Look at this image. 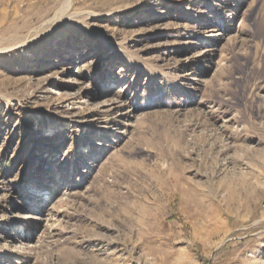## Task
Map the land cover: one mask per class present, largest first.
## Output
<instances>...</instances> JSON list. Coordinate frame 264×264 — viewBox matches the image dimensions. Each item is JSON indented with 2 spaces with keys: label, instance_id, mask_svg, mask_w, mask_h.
I'll use <instances>...</instances> for the list:
<instances>
[{
  "label": "rangeland",
  "instance_id": "rangeland-1",
  "mask_svg": "<svg viewBox=\"0 0 264 264\" xmlns=\"http://www.w3.org/2000/svg\"><path fill=\"white\" fill-rule=\"evenodd\" d=\"M0 264H264V0H0Z\"/></svg>",
  "mask_w": 264,
  "mask_h": 264
},
{
  "label": "bare ground",
  "instance_id": "bare-ground-1",
  "mask_svg": "<svg viewBox=\"0 0 264 264\" xmlns=\"http://www.w3.org/2000/svg\"><path fill=\"white\" fill-rule=\"evenodd\" d=\"M69 6V1H67L66 2V6L65 7H68ZM63 8L60 10V11H58V12H56L54 15H53V17L52 18H50L49 19V21H53L52 23L54 24V23H56V21L59 19V18H61L62 17V13H63ZM217 35V34H216ZM225 181V180H224ZM237 183V182H236ZM232 198V197H231ZM215 228H217L220 224L219 223H217V222H215Z\"/></svg>",
  "mask_w": 264,
  "mask_h": 264
}]
</instances>
